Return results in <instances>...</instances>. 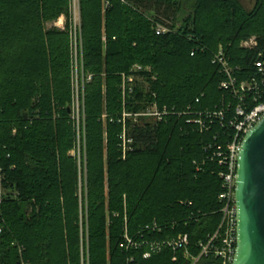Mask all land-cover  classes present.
I'll use <instances>...</instances> for the list:
<instances>
[{
  "label": "trees",
  "instance_id": "1",
  "mask_svg": "<svg viewBox=\"0 0 264 264\" xmlns=\"http://www.w3.org/2000/svg\"><path fill=\"white\" fill-rule=\"evenodd\" d=\"M69 4L0 0V264H81L79 173L69 155L71 44L67 29L47 28L61 15L68 19ZM79 10L83 69L90 75L88 264H191L221 222L225 167L217 154L231 132L215 121L200 132L186 121L224 103L223 76L212 64L220 47L244 71L256 52L241 42L255 36L264 49V0L249 10L239 0H79ZM156 24L169 31L156 35ZM135 65L149 71L134 74L124 103L122 74H133ZM154 103L169 112L161 121H123L124 111ZM124 128L132 140L126 156ZM178 235L188 236V258L168 247L143 257L144 242ZM221 262L210 253L196 264Z\"/></svg>",
  "mask_w": 264,
  "mask_h": 264
},
{
  "label": "built area",
  "instance_id": "2",
  "mask_svg": "<svg viewBox=\"0 0 264 264\" xmlns=\"http://www.w3.org/2000/svg\"><path fill=\"white\" fill-rule=\"evenodd\" d=\"M154 30L156 35H162L169 31L168 28L158 24L154 26ZM240 46L248 51L253 52L255 50L256 52L251 69L244 71L239 66L234 67L231 65L226 52L220 47L216 54L213 55L212 64L218 68L220 74L223 76L219 88L226 95L224 103L218 109L199 112L196 116L192 112H189L187 116H195V118H190L186 121L189 125L197 126L200 132L209 130L211 123L214 121L231 132V137L224 146L219 147L217 154L220 157L218 164L225 167L219 174L223 188L219 195L221 222L215 234L208 238L206 244L200 245L201 253L199 255L200 257L212 253L215 257L222 260L221 264L231 263L236 246L234 190L238 152L245 133L264 116V49H257L256 38L244 40ZM143 71H149V69L135 65L130 71L133 74H122L120 90L124 103L127 102V97L133 93L134 74ZM72 113L73 109L71 106L70 115ZM167 114L169 112L165 107L160 108L154 103L137 113L124 111L122 119L123 121L125 119H132L134 122H137L139 118H145L159 122ZM120 140L122 152L125 153L130 149V145L132 144V140L126 135L125 128L120 135ZM2 222L3 219L0 217V234L3 226ZM126 243L128 247H136V244L128 237H126ZM144 244L147 245L148 249L143 255L145 259L150 258L152 254L166 247L175 251H184V255L187 258L189 257L186 250V246L188 245L187 235H178L161 243L144 242ZM19 253L21 254V248H19ZM199 257L191 258V264H196ZM175 260L176 258H173V261ZM20 264L30 263L21 259Z\"/></svg>",
  "mask_w": 264,
  "mask_h": 264
},
{
  "label": "water",
  "instance_id": "3",
  "mask_svg": "<svg viewBox=\"0 0 264 264\" xmlns=\"http://www.w3.org/2000/svg\"><path fill=\"white\" fill-rule=\"evenodd\" d=\"M234 201L236 246L230 264H264V116L242 139Z\"/></svg>",
  "mask_w": 264,
  "mask_h": 264
},
{
  "label": "rangeland",
  "instance_id": "4",
  "mask_svg": "<svg viewBox=\"0 0 264 264\" xmlns=\"http://www.w3.org/2000/svg\"><path fill=\"white\" fill-rule=\"evenodd\" d=\"M246 9L254 6L255 0H239ZM79 0H70L68 19L61 15L56 21L47 24V28H57L59 30H68L72 62V109L73 113L69 120L72 124L74 133L73 148L69 151V155L75 158L78 165V181H79V206H80V234H81V264H88L87 260V204H86V124H85V100L84 90L85 82L90 80V75L85 77L82 59V41H81V22L79 12ZM64 29V30H63ZM250 38H255L251 36ZM138 79V78H137ZM137 84H146L145 80L138 79ZM105 115L103 116V118ZM122 150V149H121ZM126 156L127 151L123 153ZM85 235V239L83 238Z\"/></svg>",
  "mask_w": 264,
  "mask_h": 264
},
{
  "label": "crops",
  "instance_id": "5",
  "mask_svg": "<svg viewBox=\"0 0 264 264\" xmlns=\"http://www.w3.org/2000/svg\"><path fill=\"white\" fill-rule=\"evenodd\" d=\"M255 2H256V0H255ZM255 2H254V5H255ZM241 4H242V3H241ZM242 5H243V4H242ZM244 8H245V7H244ZM252 8H253V7H252ZM252 8H251V9H252ZM248 10H249V9H248Z\"/></svg>",
  "mask_w": 264,
  "mask_h": 264
}]
</instances>
